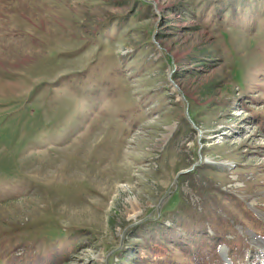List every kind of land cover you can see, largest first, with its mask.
Segmentation results:
<instances>
[{
	"label": "rangeland",
	"instance_id": "374dc122",
	"mask_svg": "<svg viewBox=\"0 0 264 264\" xmlns=\"http://www.w3.org/2000/svg\"><path fill=\"white\" fill-rule=\"evenodd\" d=\"M217 234L264 264V0H0V264Z\"/></svg>",
	"mask_w": 264,
	"mask_h": 264
},
{
	"label": "trees",
	"instance_id": "16d2710c",
	"mask_svg": "<svg viewBox=\"0 0 264 264\" xmlns=\"http://www.w3.org/2000/svg\"><path fill=\"white\" fill-rule=\"evenodd\" d=\"M206 219L203 216H200L198 220V228H205ZM222 225L228 226L230 229L229 221H222ZM196 227V226H195ZM190 232V231H188ZM173 236L179 237L180 233H174ZM192 238L195 240L196 236L192 235ZM151 241V251L147 255V259L143 260L148 261L149 264H225L219 255V248L222 245H225L224 236L222 234H217L215 239H209L207 237L201 239L202 242L206 243L207 241H212V248H207L206 246H198L194 247L192 245H186V251L183 252L178 248V242L172 243H164L160 240L156 242L153 239H148ZM174 243V244H173ZM173 244V245H172ZM206 245V244H205ZM170 251L173 252V255L176 257L177 255L183 256L188 252H192V254L188 253L187 257H184L183 261H172L170 263L166 262V259L170 256ZM140 258V257H139ZM144 259V257H142Z\"/></svg>",
	"mask_w": 264,
	"mask_h": 264
},
{
	"label": "water",
	"instance_id": "95a60500",
	"mask_svg": "<svg viewBox=\"0 0 264 264\" xmlns=\"http://www.w3.org/2000/svg\"><path fill=\"white\" fill-rule=\"evenodd\" d=\"M223 258L226 261L227 264H230V262L227 260V257L225 256V254H223Z\"/></svg>",
	"mask_w": 264,
	"mask_h": 264
}]
</instances>
